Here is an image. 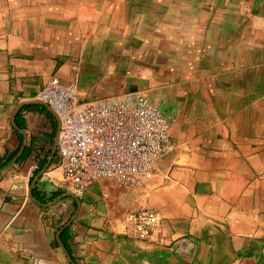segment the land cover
<instances>
[{
	"label": "crops",
	"instance_id": "1",
	"mask_svg": "<svg viewBox=\"0 0 264 264\" xmlns=\"http://www.w3.org/2000/svg\"><path fill=\"white\" fill-rule=\"evenodd\" d=\"M54 77L160 108L149 200L63 183ZM145 205L140 241L120 223ZM0 264H264V0H0Z\"/></svg>",
	"mask_w": 264,
	"mask_h": 264
},
{
	"label": "built area",
	"instance_id": "2",
	"mask_svg": "<svg viewBox=\"0 0 264 264\" xmlns=\"http://www.w3.org/2000/svg\"><path fill=\"white\" fill-rule=\"evenodd\" d=\"M78 92L76 84L54 77L37 94L60 122L56 168L63 183L76 191L104 181L117 190L147 189L158 162L176 150L168 119L138 92L93 102H83ZM158 223L156 213L142 208L127 213L120 226L148 241Z\"/></svg>",
	"mask_w": 264,
	"mask_h": 264
},
{
	"label": "rangeland",
	"instance_id": "3",
	"mask_svg": "<svg viewBox=\"0 0 264 264\" xmlns=\"http://www.w3.org/2000/svg\"><path fill=\"white\" fill-rule=\"evenodd\" d=\"M135 191H138V193H139V198H141V197H144V199H146V200H149V197H150V195H148L149 194V189L147 190V189H143V190H135ZM90 193H98L97 191H96V188H92L91 190H90ZM136 198V197H135ZM149 203V202H148ZM142 208H147V209H150V206L148 205H145V206H141L140 208L138 207V208H136V209H142Z\"/></svg>",
	"mask_w": 264,
	"mask_h": 264
},
{
	"label": "trees",
	"instance_id": "4",
	"mask_svg": "<svg viewBox=\"0 0 264 264\" xmlns=\"http://www.w3.org/2000/svg\"><path fill=\"white\" fill-rule=\"evenodd\" d=\"M28 154L24 155V157L26 156L27 157Z\"/></svg>",
	"mask_w": 264,
	"mask_h": 264
},
{
	"label": "water",
	"instance_id": "5",
	"mask_svg": "<svg viewBox=\"0 0 264 264\" xmlns=\"http://www.w3.org/2000/svg\"><path fill=\"white\" fill-rule=\"evenodd\" d=\"M42 104H44L43 102H41ZM45 105V104H44Z\"/></svg>",
	"mask_w": 264,
	"mask_h": 264
}]
</instances>
